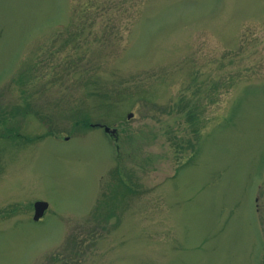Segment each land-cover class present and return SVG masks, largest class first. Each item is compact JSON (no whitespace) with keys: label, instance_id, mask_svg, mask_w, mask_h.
Segmentation results:
<instances>
[{"label":"rangeland","instance_id":"374dc122","mask_svg":"<svg viewBox=\"0 0 264 264\" xmlns=\"http://www.w3.org/2000/svg\"><path fill=\"white\" fill-rule=\"evenodd\" d=\"M0 264H264V0H0Z\"/></svg>","mask_w":264,"mask_h":264},{"label":"water","instance_id":"95a60500","mask_svg":"<svg viewBox=\"0 0 264 264\" xmlns=\"http://www.w3.org/2000/svg\"><path fill=\"white\" fill-rule=\"evenodd\" d=\"M132 114L129 115V118H132ZM106 131L107 132H110L112 134H116L117 133V130H112L110 128H106ZM49 208V203L47 202H37L35 204V210H36V213H35V216H34V220L35 221H39L45 214L46 210H48Z\"/></svg>","mask_w":264,"mask_h":264},{"label":"flooded vegetation","instance_id":"af4514ba","mask_svg":"<svg viewBox=\"0 0 264 264\" xmlns=\"http://www.w3.org/2000/svg\"><path fill=\"white\" fill-rule=\"evenodd\" d=\"M46 213H47V211H46ZM46 213H45V215L39 220V221H41L45 216H46ZM34 220V219H33ZM35 221V220H34ZM39 221H35V222H39Z\"/></svg>","mask_w":264,"mask_h":264}]
</instances>
